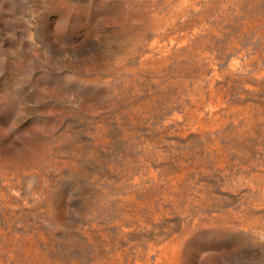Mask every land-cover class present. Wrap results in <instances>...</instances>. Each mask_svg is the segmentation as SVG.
Listing matches in <instances>:
<instances>
[{
  "label": "rangeland",
  "instance_id": "1",
  "mask_svg": "<svg viewBox=\"0 0 264 264\" xmlns=\"http://www.w3.org/2000/svg\"><path fill=\"white\" fill-rule=\"evenodd\" d=\"M0 264H264V0H0Z\"/></svg>",
  "mask_w": 264,
  "mask_h": 264
}]
</instances>
